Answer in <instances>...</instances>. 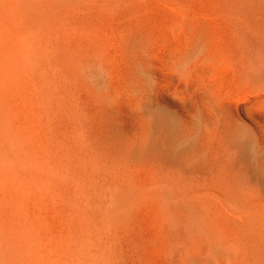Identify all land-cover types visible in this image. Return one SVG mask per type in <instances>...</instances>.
Returning a JSON list of instances; mask_svg holds the SVG:
<instances>
[{
	"label": "rangeland",
	"instance_id": "obj_1",
	"mask_svg": "<svg viewBox=\"0 0 264 264\" xmlns=\"http://www.w3.org/2000/svg\"><path fill=\"white\" fill-rule=\"evenodd\" d=\"M248 6L245 0H0V24L12 7L25 20L43 14L34 43L47 51L44 58L26 64L16 46L0 47L14 54L22 73L16 100L7 102L14 114L5 117L14 131L24 119L39 123L35 139L20 142L61 164L54 181L31 191L28 172L2 162L22 189L13 192L16 224L31 233L27 245L39 248L45 264H264V168L248 147L233 153L234 133L220 119L226 114L244 137L253 130L264 138V89L253 81L259 64L244 46L233 57V37L238 44L248 39ZM205 103L218 112L215 123ZM202 117L211 120L205 147L215 158L201 168L180 166L178 154L187 147L181 125L200 127ZM153 167L164 185L152 183ZM0 195L6 203L2 189ZM105 208L117 215L108 224Z\"/></svg>",
	"mask_w": 264,
	"mask_h": 264
},
{
	"label": "bare ground",
	"instance_id": "obj_2",
	"mask_svg": "<svg viewBox=\"0 0 264 264\" xmlns=\"http://www.w3.org/2000/svg\"><path fill=\"white\" fill-rule=\"evenodd\" d=\"M246 1H247V4L252 8V12H253L252 16L250 15L252 17V19H250L248 29H246L248 39L242 40L240 38V40H242V41L238 44V41H239V40H237L238 38L235 36L233 37V45H234L233 48H235V50L233 52L234 53L233 57L236 59L239 56L240 48L241 49L242 48L244 49V47L247 48V50L249 52L248 51H246V52L250 53V55L252 54L253 57L252 56L251 57L255 58V61L259 64V67L258 66H257L258 68L256 67L258 69L257 71H256V68L254 67L255 71H256V72H254L256 74L255 75L256 77L253 78V81L255 82V84L259 88L264 89V0H245V2ZM248 10H249V8H248ZM3 15H4V17L2 19H4V20L0 24V46L1 45H3V46L4 45H6V46L12 45V46H16L17 48H19L20 54L18 56V59H19V61H22L26 64H28L32 61L33 56H37L39 58H44L47 55L46 50H40V51L37 50V48L35 47V43H34V37H35L36 32H37L36 27L40 28L43 26V14H39L38 16L34 15V17L32 19L25 20L23 17L24 15L21 14V11H17L15 8L12 7V8L6 9L4 11ZM247 16H248V13H247ZM45 24H46V22H45ZM48 28H50V27H48ZM41 37L43 38V36H41ZM241 43L244 44V45H242V47H240ZM219 45H221V44L219 43ZM219 45H218V47H219ZM4 50L5 49L2 50L0 47V189H2L3 192H5V194H7L8 201L6 203H3L2 201H0V264H45L47 262H45V263L43 262L44 258L41 255L39 248H37V249L34 248L35 250L30 251L31 248H29L27 245L28 242H30V240L28 241V239H30L29 237H30L31 233L29 235L25 236V234L22 232L23 227L16 224L17 210H14L13 206H14V204L17 203L18 199H15V197L13 196V192H16L14 190L16 188H19L20 186L19 185L17 186L16 183L14 184L13 180L15 179V177L10 176V172H9L10 169H6L3 166L2 162H11V161L16 162L17 165H16V167H14V171H16V173L20 170V167L25 169L28 172V175L31 179V180H28L29 183L27 182L26 186H28V184L31 185L33 187L31 189V191L33 189H35V191H36V189L39 190V189L44 187V184H46V182L50 183V182L54 181L56 178V173L58 172L61 164L57 161H54L48 155V153H46L44 155L37 154L32 148L28 147L26 144H23V142H20V140L24 141L26 137L30 138V139H35L34 133H35V129L39 128V123H36L35 125H33L32 123H30L29 121L24 119V121L21 120L22 122H19L20 124H17L18 125L17 130L14 131L13 127L11 126V124L9 123L7 118L5 117L7 112L11 113V116L14 114V112L8 107L7 102L9 100H16V98L18 96V88H17V85L19 82L18 76L21 73V71L19 70L20 71V73H19L17 71V69H15L13 66L12 62L14 61V58L12 56H14V54L11 56L9 53H7ZM218 50H222V49H218ZM223 52H224V50H223ZM85 54L86 53H84V55ZM218 54L221 55L220 53H218ZM240 55H241V53H240ZM244 56H246L247 59H249V57H250L249 55H247V53ZM244 56L242 55V57H244ZM81 57H82V55H81ZM89 57H90L89 54H87V56L85 55V58H89ZM82 58H84V57H82ZM89 60H91V59H89ZM251 60H253V59H251ZM77 63H80L79 59H78V61H76V64ZM77 66H78V64H77ZM21 75H22V73H21ZM7 86L10 87V91H8L9 88ZM159 94H160V92H159ZM9 102H11V101H9ZM208 102H209V99H208ZM204 106L207 108L208 112L211 113V115L209 114L210 116H207V117L209 119L213 120L212 123H215V121H218V119H217L218 112L215 109H213L212 107H209L208 103H205ZM203 112H204V110H203ZM15 114H17V113H15ZM19 117H21V116L19 115ZM220 119L225 122V126L229 125L230 131L232 133H234V136L231 137L232 142L235 144V145H231L233 153L236 151V148H238V147H243V146L248 147L250 154L253 156L254 163L258 167L264 168L263 162H262L263 158H264V138L259 137L257 132L253 131V130H250L251 133L249 136L244 137L243 134L239 131L240 128L233 125V123L227 118L226 114H222ZM17 120H19V118ZM211 120H207L205 117H202L201 118L202 122L200 124V127L199 126L197 127L194 124V122L183 121V124L181 125V132H182V137H183L182 139L185 143H187V147H186L185 151H181L178 154V164L180 166H184L187 164H194L196 167L201 168V165H203V162L214 157L215 152L209 153L206 151L207 147H205L206 139L209 137V131L206 128L205 123H209L208 121L211 122ZM199 122H200V120L197 122V124ZM156 132L153 131L152 136L149 140V148H150V152H151L152 157H155L157 155V151H158L159 137L157 136L158 134ZM10 143H16L19 150L17 149L18 151H14L15 148H11L10 147L11 145H9ZM42 143H40V144H42ZM228 150H229V148H228ZM21 151L25 152L26 155H20L18 152H21ZM229 152H231V151H228V153ZM233 153H231V154H233ZM63 161H65V160L63 159ZM61 162H62V160H61ZM66 164H67V162L65 163V166L68 167ZM153 168L154 169L152 170V183L154 185H158V184L164 185L165 179L163 178V176L161 175V173L159 172V170L156 167H153ZM244 172H243V174H244ZM238 174L240 175L239 177L243 176V174H241L240 172ZM244 175L247 178L248 174L247 175L244 174ZM58 176H59V174H58ZM250 177H252V176H250ZM250 177H248V178H250ZM68 178H70V177H68ZM72 179H70V180H72ZM73 180H75V179H73ZM254 181L256 182V178ZM76 183H77V180H76ZM70 184H71V182H70ZM82 184H84V183H81L80 185H82ZM76 186H77V184H76ZM85 187H89V186L87 185ZM106 187H105L104 191L106 189L110 188L108 186H106ZM113 188H115L114 185H113ZM19 189H21V188H19ZM88 190H86V191H88ZM109 190H112V189H109ZM21 191H22V189H21ZM46 193H47V191H46ZM27 194H29V193L27 192ZM108 196H109V193H108ZM112 197H113V201H114V199H115L114 195ZM108 201H111V200H108ZM24 203H25V201H24ZM21 205H22V203H21ZM99 205H100V203H99ZM103 210H105V211H103L102 214H103L104 218L106 219L105 220L106 223H107V221L108 222L112 221L113 218H115L114 216H117V215H115L114 210L112 212V208L111 209L105 208ZM35 217H37V216H35ZM100 218H102V217H100ZM33 220H34V218H33ZM19 222H21V221H19ZM114 224H116V223H114ZM103 230H105V229H103ZM107 231H105V233H107ZM32 236H33V234H32ZM26 237H28V238H26ZM31 238H35V237H31ZM32 243H34V242L32 241L31 244ZM41 248L40 249L43 250V247H41ZM98 249H99V247H98ZM82 251H84V249ZM82 251H81V253L83 254ZM85 253H87V252L85 251ZM42 254H43V252H42ZM52 260H54V259H52ZM46 261H48V258ZM91 262H90V264H91Z\"/></svg>",
	"mask_w": 264,
	"mask_h": 264
}]
</instances>
